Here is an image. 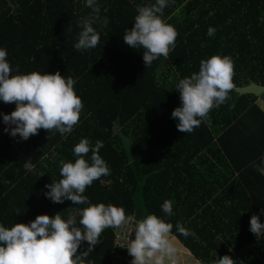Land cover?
<instances>
[{
  "label": "trees",
  "instance_id": "trees-1",
  "mask_svg": "<svg viewBox=\"0 0 264 264\" xmlns=\"http://www.w3.org/2000/svg\"><path fill=\"white\" fill-rule=\"evenodd\" d=\"M144 2L97 0L100 12L93 27L99 41L95 48L77 51V21L91 11L83 0H0V46L10 67L73 77L83 105L78 122L63 136L38 129L20 139L3 131L0 120V224L27 223L41 213L65 217L82 207L67 199L52 202L43 193L46 183L59 179V161L74 159L72 146L86 137L103 142L98 154L109 167L107 176L85 187L88 202L164 217L160 205L168 199L172 215L166 219L174 236L201 264L223 254L234 264H264V237H256L248 224L252 214L264 220L260 97L232 89L199 127L183 133L170 115L180 103L178 90L154 79L159 69L175 71L178 79L190 75L200 59L219 54L232 60L233 84L264 85V0H172L163 14L176 31L175 45L167 58L157 57L147 67L142 49L122 39L134 5ZM209 26L215 29L211 37ZM14 107L0 102V112ZM114 122L130 139L131 160ZM25 159L33 163L32 172L23 168ZM177 222L191 234L176 233ZM87 248L81 241L77 254ZM113 248V227H107L83 264H128L127 250Z\"/></svg>",
  "mask_w": 264,
  "mask_h": 264
},
{
  "label": "clouds",
  "instance_id": "clouds-1",
  "mask_svg": "<svg viewBox=\"0 0 264 264\" xmlns=\"http://www.w3.org/2000/svg\"><path fill=\"white\" fill-rule=\"evenodd\" d=\"M83 3L91 11L77 21L79 31L73 43L77 51L95 48L99 41V34L93 27L99 18V4L97 0H83ZM170 3L172 0H145L135 4L131 27L123 31L126 45L142 49L144 67L157 57L167 58L175 45L176 31L163 14ZM102 23L107 24L106 17ZM214 33L212 26L207 27L206 35L211 37ZM6 57V49L0 46V102L15 105L8 113L0 112V120L5 125L3 131L13 137L18 134L20 139H27L38 129L55 130L61 136L71 132L83 107L73 88L74 78L65 77L59 71H18L10 67ZM231 77V58L211 54L199 60L197 71L179 78L172 89L178 90L180 103L170 113L176 120V129L190 133L194 127H199L210 109L229 98L233 89ZM102 147L99 139L90 142L86 137L79 138L71 150L74 159L60 160L59 179L44 185L47 191L43 194L52 202L61 203L67 199L74 205H82L74 214L62 217L58 212L52 216L41 213L27 223L0 224V264H83L102 230L122 224L131 225L123 247L131 256L130 264H181L173 224L166 219L172 215L168 199L160 205L164 217L148 213L135 219L126 216L121 207L91 203L82 195L93 180L109 174L106 161L98 154ZM23 168L32 172L34 165L25 159ZM3 182L8 183L7 180ZM261 212L264 213V209ZM248 224L249 231L256 237H264V220L252 214ZM130 232H134L132 239L128 238ZM175 232L182 236L191 234L180 222L175 224ZM81 241H86L88 248L77 254ZM211 264H234V260L223 254L215 257Z\"/></svg>",
  "mask_w": 264,
  "mask_h": 264
},
{
  "label": "water",
  "instance_id": "water-1",
  "mask_svg": "<svg viewBox=\"0 0 264 264\" xmlns=\"http://www.w3.org/2000/svg\"><path fill=\"white\" fill-rule=\"evenodd\" d=\"M233 90L237 94H243V93H250L257 97H260L264 99V85L260 83H256L254 81H250L248 84L244 85H235L233 84ZM113 129L116 131L117 135L119 136L122 145L126 151V154L129 158V160L132 159V155L130 152V139L128 136H126L120 129L117 122H114ZM142 216V211L140 209H137L134 214L135 219H139Z\"/></svg>",
  "mask_w": 264,
  "mask_h": 264
},
{
  "label": "built area",
  "instance_id": "built-area-1",
  "mask_svg": "<svg viewBox=\"0 0 264 264\" xmlns=\"http://www.w3.org/2000/svg\"><path fill=\"white\" fill-rule=\"evenodd\" d=\"M263 155H264V151H263ZM126 216L131 215V214H125ZM134 216V215H131ZM131 227V225H120V226H114L113 227V245L114 248L113 249H125L123 247L126 246V242H127V232L128 229ZM134 237V232H130L128 234V238L132 239ZM130 261H131V256H130ZM130 261L128 264H130ZM118 264H121V260H118Z\"/></svg>",
  "mask_w": 264,
  "mask_h": 264
},
{
  "label": "rangeland",
  "instance_id": "rangeland-1",
  "mask_svg": "<svg viewBox=\"0 0 264 264\" xmlns=\"http://www.w3.org/2000/svg\"><path fill=\"white\" fill-rule=\"evenodd\" d=\"M155 72H156L155 73L156 75L154 76V79L157 82H163L165 84V86H167L168 88H170L173 84H175L176 80H178V76L175 73V71H173L174 73H168V74H166V71L159 69V70H156ZM162 75L163 76L166 75V77L164 78ZM256 103L264 111V100L261 99V98H258L257 101H256Z\"/></svg>",
  "mask_w": 264,
  "mask_h": 264
},
{
  "label": "crops",
  "instance_id": "crops-1",
  "mask_svg": "<svg viewBox=\"0 0 264 264\" xmlns=\"http://www.w3.org/2000/svg\"><path fill=\"white\" fill-rule=\"evenodd\" d=\"M178 241V239L175 237ZM178 250L181 258V264H201L188 250H186L178 241Z\"/></svg>",
  "mask_w": 264,
  "mask_h": 264
}]
</instances>
